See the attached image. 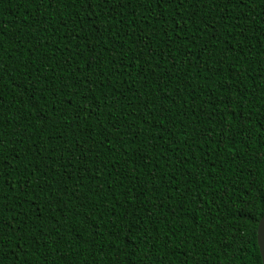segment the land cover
I'll return each mask as SVG.
<instances>
[{
	"label": "trees",
	"instance_id": "trees-1",
	"mask_svg": "<svg viewBox=\"0 0 264 264\" xmlns=\"http://www.w3.org/2000/svg\"><path fill=\"white\" fill-rule=\"evenodd\" d=\"M263 216L264 0H0V264H264Z\"/></svg>",
	"mask_w": 264,
	"mask_h": 264
},
{
	"label": "water",
	"instance_id": "water-1",
	"mask_svg": "<svg viewBox=\"0 0 264 264\" xmlns=\"http://www.w3.org/2000/svg\"><path fill=\"white\" fill-rule=\"evenodd\" d=\"M258 245L260 248V252L262 255L263 263H264V216L261 218L258 227Z\"/></svg>",
	"mask_w": 264,
	"mask_h": 264
},
{
	"label": "snow or ice",
	"instance_id": "snow-or-ice-1",
	"mask_svg": "<svg viewBox=\"0 0 264 264\" xmlns=\"http://www.w3.org/2000/svg\"><path fill=\"white\" fill-rule=\"evenodd\" d=\"M243 211V210H242Z\"/></svg>",
	"mask_w": 264,
	"mask_h": 264
}]
</instances>
